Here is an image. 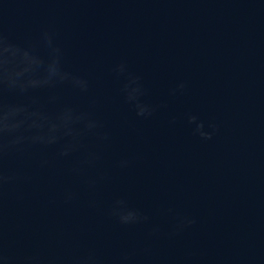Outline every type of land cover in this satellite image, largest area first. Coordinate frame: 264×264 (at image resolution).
Segmentation results:
<instances>
[{"label": "water", "instance_id": "95a60500", "mask_svg": "<svg viewBox=\"0 0 264 264\" xmlns=\"http://www.w3.org/2000/svg\"><path fill=\"white\" fill-rule=\"evenodd\" d=\"M121 62L133 75L113 71ZM179 82L186 90L171 95ZM144 107L156 111L138 118ZM85 115L112 135L95 210L87 194L60 202L76 183L64 174L82 156L73 145L94 146L80 135ZM201 122L218 125L209 141ZM21 139L38 143L6 160L33 176L5 201L10 254L59 249L83 229L91 243L148 247L163 264H264V0H0V141ZM121 157L132 165L116 168ZM120 196L164 229L169 208L197 223L148 241L149 225L125 230L103 214Z\"/></svg>", "mask_w": 264, "mask_h": 264}, {"label": "clouds", "instance_id": "9594fccd", "mask_svg": "<svg viewBox=\"0 0 264 264\" xmlns=\"http://www.w3.org/2000/svg\"><path fill=\"white\" fill-rule=\"evenodd\" d=\"M43 36L49 43L52 42L54 34L45 29ZM57 52L62 53L61 48L57 47ZM114 72L120 75H133L127 71L126 65L121 62L117 64ZM137 83H141V78L135 75ZM78 83L81 91H87L89 83L86 79L81 78ZM187 85L179 82L170 90L171 95L183 94ZM155 108L144 107L136 111L138 118H149ZM83 130L81 136L91 137L94 140V146L84 145L80 139H77L73 145V151H81L82 156L75 161L70 168L65 170V175L74 178L76 183L65 186L60 195V202L66 206L74 207L81 202L82 194L89 195V199L85 201L88 209L95 210L98 208V202L94 198V194L98 188L110 179L109 174L103 169V152L102 149L108 147L112 142L111 132L105 127L103 121L91 115L82 117ZM170 123H175L171 120ZM201 129L199 139L201 141H209L213 135L219 130L218 125L209 122L205 130V123L198 125ZM37 141L16 140L11 143L0 141V264H163L155 258L148 247H120L118 249H107L101 245L91 243L87 239V233L81 229L79 239L63 245L59 249L35 248L25 253L8 252L10 247L5 242L4 233V207L5 201L9 193L22 184H30L33 180L31 173L19 168L10 169L6 165L9 155L16 153L23 155ZM68 155L66 149H62L57 153V158L62 159ZM47 159H41L38 162L40 169L49 166ZM133 163L131 157H121L115 161V167L121 170L129 168ZM54 203L55 201H50ZM105 217L114 225L122 229L130 230L141 225H149L145 230V239L148 241H157L162 239H174L185 230L196 225L197 220L189 214L174 213L171 208L164 210L165 215L171 216V223L167 229L162 228L159 224L152 222V217L141 208H133L129 205L127 198L120 196L114 198L112 202L104 209Z\"/></svg>", "mask_w": 264, "mask_h": 264}]
</instances>
